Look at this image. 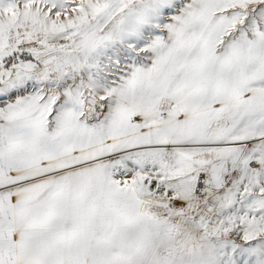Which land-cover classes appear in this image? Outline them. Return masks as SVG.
Returning <instances> with one entry per match:
<instances>
[{
	"label": "snow or ice",
	"instance_id": "snow-or-ice-1",
	"mask_svg": "<svg viewBox=\"0 0 264 264\" xmlns=\"http://www.w3.org/2000/svg\"><path fill=\"white\" fill-rule=\"evenodd\" d=\"M0 264H264V0H0Z\"/></svg>",
	"mask_w": 264,
	"mask_h": 264
}]
</instances>
